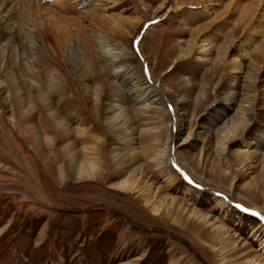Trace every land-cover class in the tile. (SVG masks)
Listing matches in <instances>:
<instances>
[{
  "label": "rangeland",
  "instance_id": "rangeland-1",
  "mask_svg": "<svg viewBox=\"0 0 264 264\" xmlns=\"http://www.w3.org/2000/svg\"><path fill=\"white\" fill-rule=\"evenodd\" d=\"M163 1H95L107 26L130 28L128 59L110 63L88 38L89 56L76 24L10 0L0 264H264V0ZM67 10L57 11L77 17ZM136 67L178 103L179 121L143 103L120 113L127 76L114 72Z\"/></svg>",
  "mask_w": 264,
  "mask_h": 264
},
{
  "label": "bare ground",
  "instance_id": "bare-ground-1",
  "mask_svg": "<svg viewBox=\"0 0 264 264\" xmlns=\"http://www.w3.org/2000/svg\"><path fill=\"white\" fill-rule=\"evenodd\" d=\"M44 1H46V0H39V2L36 3V0H23V4H25L28 7L27 8L28 12L45 13L47 15H50V17H53L56 20H61L62 21L61 23L65 22L63 24H66V23L76 24L78 26L77 27L75 25L77 27L76 32H78V35H79V37H81V41L83 42L82 44H84L86 51L88 52L89 56H91L92 58H93L92 46H91L88 38L93 41V43L95 44V46L99 50L100 54L103 57H105V59L108 62L116 63L118 61H125L128 59V56L130 55V53H129V50L124 46V44H128L129 40L127 38V34L123 32V30L127 29L128 35H131V34H129L130 28L127 25L128 23H126V21H122L121 18H118V20H116V21L118 23H120V25H122L121 29H119V28L116 29L114 27L107 26L106 23H104V20L100 14L101 12H103L105 10L104 5L98 4V2L95 3L96 0H52V2L50 4L53 6V8H51L50 4H49L50 6H46L45 4H42V2H44ZM97 1H103V0H97ZM165 1H163V2H165ZM261 1H263V0H261ZM13 3H15V2H13ZM161 5H164V3H162ZM173 7L176 9L177 5L175 3H173V5L170 6L168 11L170 9H172ZM12 8H13V4H12V2H10V0H0V29H1V25L4 22L9 23L10 21L14 20V18H13L14 12L12 11ZM68 8L78 9L77 10L78 12L76 13L77 17L74 18V17L69 15V17L66 18V17H62L61 15H59L57 10L66 12V11H68L67 10ZM205 8L206 7H204L203 9H205ZM154 13H155V15L158 16V18H161V17L163 18V16L166 14V12L160 13V12H157V10ZM82 21L87 24L85 26V28L88 27V29L91 31L92 34L90 36H86L85 31L82 28ZM45 30H46V28H45ZM104 37L109 38V39L112 38L115 41L119 42L122 46L117 50L113 49L108 45L109 42L106 39H104ZM60 39H58V40H60ZM65 39L66 38H64V41H65ZM75 39H76L75 40L76 41L75 44H76L79 41L77 40V38H75ZM64 41H61L63 43H61V42H59V43H61V45H62V44H64ZM42 42H43V39L41 40V44L43 45ZM56 42H58V41H56ZM79 44H80V42H79ZM70 50H71V53L73 56H77L76 51H75L76 46L72 47ZM239 68H240L239 65L231 64V66H230L231 74L237 73ZM114 74H115V76H119V75L120 76L121 75L127 76V77H124L125 78L124 80H122V84L125 85V89H124L125 91L123 93L124 101L121 105L122 110L120 111V113H124L128 110L127 105L129 103H132V105L133 104L138 105L140 103H143L144 107H147L150 109H151V107H164L168 114H172V117H174L175 122L180 120L179 116L176 114L177 112L175 111L176 105L178 103H176L174 105L169 104V102H167V99L164 97V95L162 93L163 91L160 90V88H158L156 86L155 82L152 81L150 75L147 72L142 71V68L136 67L131 74L129 73V69H122V70L118 69V70H115ZM248 86L251 87L252 89H254L253 84H248ZM2 87H3V84H2L1 79H0V89ZM38 90L41 91V87H38ZM41 92H42V96H44L45 94H43V90ZM37 132H38V134L33 132V134H35L34 141L37 143V144H35V145H37V151L40 152L41 147H40L39 143H43V142H41L42 140L39 137L40 131L38 130ZM227 139L228 138H226V140ZM188 140H189V136L186 137L185 139H183V142L181 144L187 143ZM172 141H173V138L170 137L168 142L165 144V146L162 149V152H161L162 156L160 155V156H156L155 158H153L154 162H157V164H160L159 160L161 159V157H165L168 154L170 155V144ZM220 154L222 155V153H220ZM38 156H37V158H38ZM71 160H70V162H71ZM79 170L80 171L78 173H80V174L84 173V171H85L84 168H81ZM90 172H92V171H90ZM171 177L172 178L170 179V183H173L174 180L176 179V176L174 175ZM215 202L218 206H220V205H224L226 201L222 198H217V199H215ZM153 212L156 215V217H158L159 211L153 210ZM173 213H175V214L178 213L177 217L181 216L179 214V212H177V211H175V212L171 211L170 212V214H173ZM201 216L204 220H206L208 218L207 214H201Z\"/></svg>",
  "mask_w": 264,
  "mask_h": 264
},
{
  "label": "snow or ice",
  "instance_id": "snow-or-ice-1",
  "mask_svg": "<svg viewBox=\"0 0 264 264\" xmlns=\"http://www.w3.org/2000/svg\"><path fill=\"white\" fill-rule=\"evenodd\" d=\"M239 207V206H238ZM253 215H259L258 213H252Z\"/></svg>",
  "mask_w": 264,
  "mask_h": 264
}]
</instances>
